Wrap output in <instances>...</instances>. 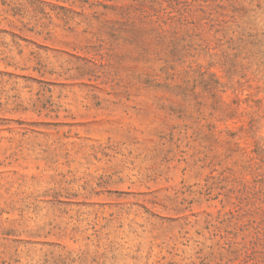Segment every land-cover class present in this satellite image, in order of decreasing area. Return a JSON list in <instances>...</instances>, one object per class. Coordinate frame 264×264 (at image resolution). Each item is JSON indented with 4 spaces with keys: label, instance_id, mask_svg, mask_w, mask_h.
<instances>
[{
    "label": "rangeland",
    "instance_id": "obj_1",
    "mask_svg": "<svg viewBox=\"0 0 264 264\" xmlns=\"http://www.w3.org/2000/svg\"><path fill=\"white\" fill-rule=\"evenodd\" d=\"M0 264H264V0H0Z\"/></svg>",
    "mask_w": 264,
    "mask_h": 264
}]
</instances>
